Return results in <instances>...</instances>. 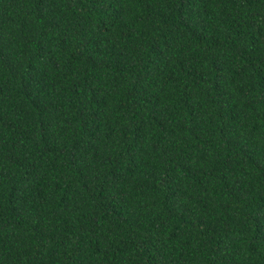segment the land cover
<instances>
[{"label": "trees", "instance_id": "1", "mask_svg": "<svg viewBox=\"0 0 264 264\" xmlns=\"http://www.w3.org/2000/svg\"><path fill=\"white\" fill-rule=\"evenodd\" d=\"M0 264H264V0H0Z\"/></svg>", "mask_w": 264, "mask_h": 264}]
</instances>
